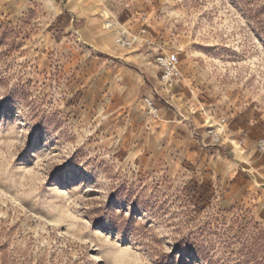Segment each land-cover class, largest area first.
<instances>
[{
	"label": "rangeland",
	"instance_id": "1",
	"mask_svg": "<svg viewBox=\"0 0 264 264\" xmlns=\"http://www.w3.org/2000/svg\"><path fill=\"white\" fill-rule=\"evenodd\" d=\"M75 2L93 6L86 18L118 51L141 50L156 68L177 55L182 79L172 92L158 82L152 101L187 118L152 121L143 95L128 103L99 81L95 52L110 50L60 16L34 1L1 10L0 264H264V0ZM119 31L139 42L119 47ZM221 118L261 168L246 169L253 186L235 202L208 162L222 144L207 128Z\"/></svg>",
	"mask_w": 264,
	"mask_h": 264
},
{
	"label": "crops",
	"instance_id": "2",
	"mask_svg": "<svg viewBox=\"0 0 264 264\" xmlns=\"http://www.w3.org/2000/svg\"><path fill=\"white\" fill-rule=\"evenodd\" d=\"M30 1H34L40 5L49 15L60 16L61 25L68 28L70 32L73 31L76 34V38L80 41L87 45L94 43L110 50L111 53L99 51L101 53L98 54V52H95L97 56H101L105 60L104 70L99 81L103 82L104 79L110 77L117 89L122 88L126 91L128 103H137L141 95L146 99L155 100V89L159 84L157 78L158 71L149 62L150 57L148 58L141 53V50L123 52L115 49L112 45V37L99 33L100 29H98V22L96 20L93 21L92 18L87 19L88 17L86 15L93 11V6L85 12L75 0H66L67 3L64 6L63 3L65 0H2L1 2L3 4H1L0 11L9 10L15 12L17 7L20 9V7L26 6V3ZM68 13L70 15H67ZM113 24L114 27L120 29L125 26L124 23L122 24L121 21L116 19L113 20ZM94 26L97 29L93 30L92 28L91 30L90 28ZM148 45L150 46V42ZM151 53L152 51L150 49L146 51V55L148 56ZM154 78L157 81H154ZM146 86L148 87L146 88ZM162 100H165V98ZM157 106L159 108L158 120L166 124H171L174 120L184 121L187 118V113L181 111V109H175L167 101H162ZM197 124H200V122L197 121ZM239 139L240 137L234 135L226 136L222 140L221 146L216 149L211 148L207 150L208 162L212 164L211 169H219L220 176L228 183H231L232 188L228 195L233 202H235L234 200L240 194H245L246 189L253 186L252 182L248 179L250 170L246 169H261L258 166V160H256L257 153L254 150L255 147L252 141H249L248 145L244 144L246 148L240 147L241 150H245L248 153L244 157L238 151L240 148L237 149L232 146ZM191 142L195 141L192 140ZM229 142L233 144L230 145ZM258 209L260 214L259 220L260 222H264V202Z\"/></svg>",
	"mask_w": 264,
	"mask_h": 264
},
{
	"label": "built area",
	"instance_id": "3",
	"mask_svg": "<svg viewBox=\"0 0 264 264\" xmlns=\"http://www.w3.org/2000/svg\"><path fill=\"white\" fill-rule=\"evenodd\" d=\"M141 35L147 34V31L143 29ZM140 35L126 34L123 31H119L115 36V43L123 49H132L139 42ZM160 75L159 82L168 91L172 92L174 87L182 79V70L180 60L176 54L171 55H159L154 60ZM145 112L148 119L157 121L159 119V108L155 101L145 99ZM227 119L221 118L217 126H210L207 128V134L213 145H221L224 135L231 134V131L226 129ZM245 139L240 138L239 144H244ZM258 151L264 154V139H260L257 142Z\"/></svg>",
	"mask_w": 264,
	"mask_h": 264
},
{
	"label": "bare ground",
	"instance_id": "4",
	"mask_svg": "<svg viewBox=\"0 0 264 264\" xmlns=\"http://www.w3.org/2000/svg\"><path fill=\"white\" fill-rule=\"evenodd\" d=\"M50 223H52V222L50 221Z\"/></svg>",
	"mask_w": 264,
	"mask_h": 264
}]
</instances>
